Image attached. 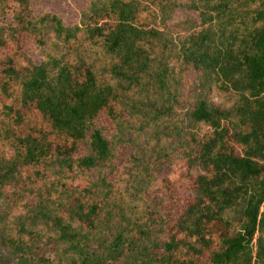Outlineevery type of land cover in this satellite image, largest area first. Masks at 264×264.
<instances>
[{
    "label": "trees",
    "instance_id": "obj_1",
    "mask_svg": "<svg viewBox=\"0 0 264 264\" xmlns=\"http://www.w3.org/2000/svg\"><path fill=\"white\" fill-rule=\"evenodd\" d=\"M163 3L90 0L63 27L54 14L36 16L30 0H0V205L19 201L47 225H5L1 264H26L36 243L55 251L69 243L76 257L60 264L125 255H143V264H264V0H193L200 23L177 31L179 46L156 23ZM238 8L242 19L215 33L213 23ZM47 25L62 43L55 53ZM172 55L237 103L195 97L192 128L149 156L175 100L132 95L155 82L166 91ZM157 162L171 164L161 177ZM103 225L114 236L97 242ZM149 231L158 236L143 250L137 241Z\"/></svg>",
    "mask_w": 264,
    "mask_h": 264
},
{
    "label": "rangeland",
    "instance_id": "obj_2",
    "mask_svg": "<svg viewBox=\"0 0 264 264\" xmlns=\"http://www.w3.org/2000/svg\"><path fill=\"white\" fill-rule=\"evenodd\" d=\"M89 1L90 0H30V8L36 16L48 12L56 15L60 19L63 27H71L78 21L79 10H81V8L84 7ZM192 1L193 0H164L163 5L158 10V19L156 23L162 28L163 24L164 27L166 25L165 29L163 30L168 36L170 35L171 39L177 41V46L180 45V35L178 32H184L188 34L199 26L200 20L197 12L189 8V4H191ZM242 12H244V9L238 8L233 17H226L218 23H213L212 29L215 31V33H219V30H221L224 25H227L224 23L240 21L242 19ZM47 26V50L50 53H55V50L58 49V46H60L61 49L62 43L59 42V38L52 32L53 30H51V27L49 25ZM173 40L172 42H174ZM166 69V82L168 88L166 91L160 90L159 84L155 82L150 90L144 91L140 96L138 93H133L132 95V99L138 102H164L167 104L168 102H173V98L175 100L173 103L175 116L170 122H168L169 125L167 127L160 129L159 140H157L156 137L150 138V145H148L149 156L153 155L151 148L158 149L161 146L168 148L167 150L174 148L176 145H178L182 136L186 134L190 128H192L189 121L188 112L195 97H203L209 103L224 109H230L237 103V98L233 95L222 96L215 94L211 89L208 88L207 76L204 74H195L190 68L184 64H180V60L178 58L175 59L173 55L166 63ZM231 118L232 117L226 119L225 121H228ZM170 123L175 125L176 128L170 127ZM136 149H139V147H136ZM157 163L159 165L152 171V173L156 177H161L168 172L171 164H168L167 162ZM126 195L130 197L129 194L126 193ZM24 208V206L19 207V201H13V204H7L5 201H2L0 205V233L2 232L3 228H5V225H15L21 221H23L28 227H33L31 229L41 228L42 230L46 231L45 228H47V225L42 221L32 222L31 219L26 216L28 214V210L25 212ZM121 213L123 214L124 211L121 210ZM230 216L233 219H238L239 215L232 212L230 213ZM103 226L104 227L100 228L95 234L94 240L97 242L105 239L109 241L114 236V232H112V226ZM149 227L153 228L154 226ZM128 228L129 227H126V229ZM114 229H116V227H114ZM126 231L129 232V236H136L134 233H131V231ZM151 235L158 236V234L149 231L148 237H140L139 240L138 237L135 239V241L138 240L137 242L144 250L146 247H150V244L152 243L150 238ZM36 244V248L33 246L29 248V261H27L26 264H28V262L33 264L38 259L40 260V263L37 261V264H60L59 259L63 260L64 262H69L76 257V254L74 253L72 247H70L69 243L60 244V249L58 251H55L52 247H48V245L41 246L38 243ZM7 253L8 252L5 248H0V264L4 261V257H7ZM43 259L47 260V262H44ZM144 260L145 257L143 255L136 257L125 255L118 259L115 264H143L145 262Z\"/></svg>",
    "mask_w": 264,
    "mask_h": 264
}]
</instances>
